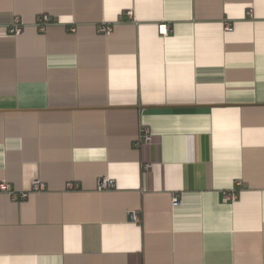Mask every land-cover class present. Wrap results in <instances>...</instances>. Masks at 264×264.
Instances as JSON below:
<instances>
[{
    "label": "crops",
    "instance_id": "1",
    "mask_svg": "<svg viewBox=\"0 0 264 264\" xmlns=\"http://www.w3.org/2000/svg\"><path fill=\"white\" fill-rule=\"evenodd\" d=\"M0 264H264V0H0Z\"/></svg>",
    "mask_w": 264,
    "mask_h": 264
},
{
    "label": "built area",
    "instance_id": "2",
    "mask_svg": "<svg viewBox=\"0 0 264 264\" xmlns=\"http://www.w3.org/2000/svg\"><path fill=\"white\" fill-rule=\"evenodd\" d=\"M129 15H132L131 11H128ZM53 21L52 17L48 14H44L40 17L39 22H38V26L42 29H44L46 27L47 24L51 23ZM23 29V24L20 21L19 18L16 19L15 24H13L12 26H10L9 28V32L10 33H15L18 34L22 31ZM111 26H103L102 30L105 32H110L111 31ZM228 30H231L232 27L230 25L227 26ZM170 31V27L167 24H162L160 26V32L164 35L168 34V32ZM152 141V134L150 133V131L148 130V128H143L142 129V134L140 136V140L139 143H150ZM104 187H113L114 186V181L112 179H106L103 184ZM3 189L6 190H10V186L8 184L2 183L1 184ZM34 189L36 190H42L45 188V184L40 181V180H35L34 184H33ZM16 198H20L18 195H14ZM24 195H22L21 197H23ZM239 197V192L237 189H233L230 192H227L225 194V199L228 201H236ZM175 200H177V197H175ZM132 218H134L135 220H139V214L137 213H133L132 214Z\"/></svg>",
    "mask_w": 264,
    "mask_h": 264
}]
</instances>
